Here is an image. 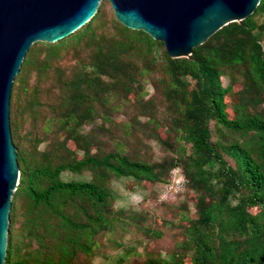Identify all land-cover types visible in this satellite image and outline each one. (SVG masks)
<instances>
[{
    "label": "trees",
    "instance_id": "16d2710c",
    "mask_svg": "<svg viewBox=\"0 0 264 264\" xmlns=\"http://www.w3.org/2000/svg\"><path fill=\"white\" fill-rule=\"evenodd\" d=\"M106 1L66 37L32 43L14 77L19 177L3 264H93L96 254L106 259L104 238L121 246L123 264L132 250L116 232L160 238L163 227L116 207L112 180L154 187L174 166L185 199L158 219L181 236L164 255L147 251L131 264H264V0L192 58L169 57L161 41L104 12ZM152 141L165 152L158 161Z\"/></svg>",
    "mask_w": 264,
    "mask_h": 264
},
{
    "label": "water",
    "instance_id": "95a60500",
    "mask_svg": "<svg viewBox=\"0 0 264 264\" xmlns=\"http://www.w3.org/2000/svg\"><path fill=\"white\" fill-rule=\"evenodd\" d=\"M101 0H0V264L4 263L11 196L19 165L10 129V94L32 43L55 42L87 22ZM116 19L161 41L171 58L224 25L248 17L260 0H108Z\"/></svg>",
    "mask_w": 264,
    "mask_h": 264
},
{
    "label": "rangeland",
    "instance_id": "374dc122",
    "mask_svg": "<svg viewBox=\"0 0 264 264\" xmlns=\"http://www.w3.org/2000/svg\"><path fill=\"white\" fill-rule=\"evenodd\" d=\"M107 1L104 2L102 10L109 14L111 12V9L109 1ZM101 2L102 0L100 1L99 5L101 4ZM74 61L75 55L73 52H70L66 57L64 64L71 65ZM222 81L223 84H226V78L223 77ZM146 90L148 92V95L153 93V88L150 84H146ZM87 128L88 126H85L83 130H87ZM45 144L46 142L42 143L40 148H44ZM151 144L152 158L153 160L158 161L165 154V152L154 141H152ZM148 152H150V150ZM62 177L65 180H87L89 178V174H73L70 172H63ZM160 184L161 183H157L154 187L152 186L153 188H144L141 186L136 187L135 185H132L131 179L127 177H120L118 179L112 180L111 182V187L117 196V199L114 204L116 207L122 208L127 211L145 213L147 217H150L149 221L147 222L152 221L151 227H163L162 235L160 238L147 237L141 232H135L134 230H128L125 233H123L121 230L116 232L118 235L116 236V234H114L113 236L117 238V241H123L128 246V249L131 248L132 250L130 254L126 257L125 262L123 264H131L134 258H144L146 256L147 251H160L162 255H164L167 250L171 249L174 244V240L177 238V236H181V226L178 225L176 227V230H173L172 226L169 223L159 222L160 220L158 219V217L161 216L166 221H169V219L174 217L177 211L178 203L185 199L184 194L186 193V190L184 188L181 193L177 194L172 199L164 201L160 198ZM152 191L156 193L155 198L154 194H150L152 193ZM187 200L189 201L188 203L191 208L192 205L188 196ZM159 201L171 202V209L167 210L160 204ZM191 210H193V208H191ZM102 242V250L106 256V259L104 257H101L100 254H96L93 257V264H115L116 259L124 255V251L122 250L121 246L116 244L114 241L109 242V240L104 238L102 239Z\"/></svg>",
    "mask_w": 264,
    "mask_h": 264
},
{
    "label": "built area",
    "instance_id": "2783aa9c",
    "mask_svg": "<svg viewBox=\"0 0 264 264\" xmlns=\"http://www.w3.org/2000/svg\"><path fill=\"white\" fill-rule=\"evenodd\" d=\"M186 185V179L183 176L181 169L174 166L169 170L167 181L160 184V198L164 201L172 199L177 194L181 193Z\"/></svg>",
    "mask_w": 264,
    "mask_h": 264
}]
</instances>
